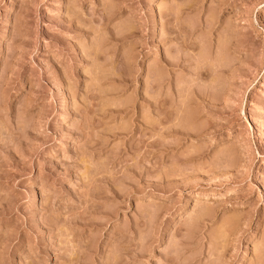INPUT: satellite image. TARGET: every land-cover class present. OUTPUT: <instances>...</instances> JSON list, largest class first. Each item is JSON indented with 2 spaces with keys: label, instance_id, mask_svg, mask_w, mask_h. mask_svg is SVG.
I'll use <instances>...</instances> for the list:
<instances>
[{
  "label": "rangeland",
  "instance_id": "obj_1",
  "mask_svg": "<svg viewBox=\"0 0 264 264\" xmlns=\"http://www.w3.org/2000/svg\"><path fill=\"white\" fill-rule=\"evenodd\" d=\"M0 264H264V0H0Z\"/></svg>",
  "mask_w": 264,
  "mask_h": 264
}]
</instances>
